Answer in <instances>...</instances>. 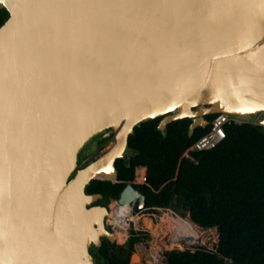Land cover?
Wrapping results in <instances>:
<instances>
[{
  "label": "water",
  "instance_id": "95a60500",
  "mask_svg": "<svg viewBox=\"0 0 264 264\" xmlns=\"http://www.w3.org/2000/svg\"><path fill=\"white\" fill-rule=\"evenodd\" d=\"M0 264H95L135 128L225 112L264 130V0H0ZM110 147L90 163L101 142ZM84 158V159H83ZM110 197L109 200H114ZM142 211L128 183L117 199Z\"/></svg>",
  "mask_w": 264,
  "mask_h": 264
},
{
  "label": "trees",
  "instance_id": "16d2710c",
  "mask_svg": "<svg viewBox=\"0 0 264 264\" xmlns=\"http://www.w3.org/2000/svg\"><path fill=\"white\" fill-rule=\"evenodd\" d=\"M8 17L0 7V26ZM215 115H210L211 120ZM164 116L142 123L129 137V158L116 162V181L93 179L86 193L99 197L92 205L108 204L133 183L137 166L147 169V183L136 185L146 195L147 206L174 209L201 228H217L215 250L198 246L164 253L168 264H264V130L254 123L226 125V138L215 148L183 157L186 148L210 126L189 136L192 118L170 122L163 133ZM104 142V141H103ZM102 143V142H101ZM148 233L135 232L127 246L102 239L90 252L95 264L140 262L136 243ZM118 248V251L115 250Z\"/></svg>",
  "mask_w": 264,
  "mask_h": 264
},
{
  "label": "built area",
  "instance_id": "2783aa9c",
  "mask_svg": "<svg viewBox=\"0 0 264 264\" xmlns=\"http://www.w3.org/2000/svg\"><path fill=\"white\" fill-rule=\"evenodd\" d=\"M215 116L210 120V123L208 126L209 129L202 134L200 137H198L193 143H191L186 150L183 153V157L190 158L192 160H196L195 158V153L200 152V151H205V150H210L215 148L217 145H219L225 138H226V125L231 122H237L236 119L232 118L230 115H228L225 112H219L215 113ZM147 169L145 166H137L135 169V174H134V181L133 184L136 185H143L147 183ZM115 198L112 202H115V206L118 203V201ZM121 205V204H120ZM132 205V204H131ZM133 206V205H132ZM110 208V212H111ZM167 208L165 207H160V206H147L142 210V211H136L133 207V210L135 214L137 215H146L150 217L152 220L157 218L156 212L159 211H165ZM171 215L173 217H180L181 215L177 213L176 211L170 210ZM109 217V216H108ZM108 217L106 219V225L109 229H111L113 232L114 230V224L111 222L108 223ZM162 216H160L161 218ZM183 217V216H181ZM159 218V219H160ZM130 228H133L136 231H144L148 232L150 234V237L148 239H145L141 242H139L137 249L144 251V254L142 256L141 261L138 264H168L165 257L164 253L167 250H172V249H186V248H192L196 246L197 244L201 243L202 238H194L193 241L190 240V238L186 235H180L179 241L180 243L187 244L186 247L183 246H173L169 247V245L172 242V237H176L177 235V229H174L173 231L167 232V234L162 238V235H156L152 232V230L149 227H146L144 225H137L136 221H131L130 226L127 231H125V239L127 240L129 237V231ZM123 231V230H122ZM201 239V241H200ZM181 247V248H180Z\"/></svg>",
  "mask_w": 264,
  "mask_h": 264
},
{
  "label": "bare ground",
  "instance_id": "6f19581e",
  "mask_svg": "<svg viewBox=\"0 0 264 264\" xmlns=\"http://www.w3.org/2000/svg\"><path fill=\"white\" fill-rule=\"evenodd\" d=\"M109 215L110 217H108V223L111 222L112 224H114L116 240L119 239L120 242H125L126 240L125 231L128 230L130 226V222L133 220L137 222L138 226L144 225L146 227H149L154 234L156 235L161 234L162 238L167 234V226L172 225L171 230L177 229V234H176L177 236L172 237V242L169 247H173L176 245L182 246L179 241V237L180 235H183V234L188 236L191 241H193L194 238H197V237L202 238V240L204 239L203 231L199 228V225L195 224L193 221H191L187 217L177 218V217H173L169 213L168 215L166 214L167 217L166 216L162 217L158 223H153L152 220H147L145 224H140L139 219L141 220L142 217L138 219V216L140 214L139 215L135 214L133 210V206L132 205H120V204H117L116 206L114 205L112 214L110 212ZM142 216L150 218L146 215H142Z\"/></svg>",
  "mask_w": 264,
  "mask_h": 264
},
{
  "label": "rangeland",
  "instance_id": "374dc122",
  "mask_svg": "<svg viewBox=\"0 0 264 264\" xmlns=\"http://www.w3.org/2000/svg\"><path fill=\"white\" fill-rule=\"evenodd\" d=\"M112 141H113V139H111L110 141H107V142H105V143H103L102 145H100V147H99V149L97 150V151H95L94 153H92L91 155H89L88 157H86L85 159H87V158H91V159H93V158H96V157H98L105 149H107L108 147H110V145L112 144ZM84 159V158H83ZM113 200H110L109 201V207L110 208H112L111 209V214H112V210H113V207H114V205H115V202H112ZM170 210H173V211H175L174 209H171V208H167L165 211H159V212H156V214H157V218L156 219H154V220H152L151 218H147V217H144V216H142V215H139L138 216V219L140 218V217H142L141 218V220L139 219V223L140 224H145L146 223V221L147 220H152L153 221V223H158L160 220H161V218L162 217H164V216H166L167 217V215L170 213V215H171V211ZM167 214V215H166ZM160 216H162L161 218H160ZM109 217H110V215H109ZM181 217V216H180ZM160 218V219H159ZM170 218V217H169ZM168 218V219H169ZM178 218V217H177ZM187 218H188V216H187ZM170 224V223H169ZM167 225H168V223H167ZM171 226L172 225H168L167 226V232H170V231H173V230H171ZM199 228L203 231V234H204V239L201 241V243H199V244H197L196 246H204V247H206V248H209V249H212V250H215L216 249V247H217V245H218V241H219V232H218V229L215 227V228H211V229H204V228H201L200 226H199ZM135 232H139V233H146V232H144V231H136V230H134L133 228H130V231H129V237H128V239L127 240H125V242H120L119 241V239L117 240V242H116V244L117 245H124V246H127L128 245V243H129V241H130V237H131V235L132 234H134ZM148 233V232H147ZM150 237V234H148V236H147V238L146 239H148ZM138 244L139 243H136V245H135V248H134V252H136V250H137V246H138ZM182 245V244H181ZM170 246V245H169ZM177 246V245H176ZM183 247H186L187 246V244H183L182 245ZM178 247V246H177ZM181 248V247H180ZM195 248V246L194 247H192V249H194ZM143 249H141V250H137V253L139 254V255H141L140 257H141V259H142V256H143V254H144V251H142ZM116 251H118V248L115 250V252ZM133 255V254H132ZM132 255H131V257H130V263L131 264H138L139 262H134L133 261V259H132ZM140 259V260H141Z\"/></svg>",
  "mask_w": 264,
  "mask_h": 264
},
{
  "label": "flooded vegetation",
  "instance_id": "af4514ba",
  "mask_svg": "<svg viewBox=\"0 0 264 264\" xmlns=\"http://www.w3.org/2000/svg\"><path fill=\"white\" fill-rule=\"evenodd\" d=\"M112 142H113V141H112ZM103 143H104V142H102L101 145H102ZM104 151H105V150H104ZM104 151H103V152H104ZM103 152H102V153H103ZM102 153H101V154H102ZM96 158H97V157H96ZM94 159H95V158H93V159H91V158L84 159V160H83L84 163H83L82 166H84V165L90 163V162L93 161ZM119 159H120V158H119ZM123 159H125V158H123ZM117 160H118V159H117ZM116 162H117V161H116ZM134 185H135V184H134ZM135 187H136V185H135ZM136 188H137V187H136ZM137 189H139V188H137ZM139 190H140V189H139ZM140 191H141V190H140ZM109 199H110V198H109ZM109 199H108V201H110ZM108 204H109V203H108Z\"/></svg>",
  "mask_w": 264,
  "mask_h": 264
}]
</instances>
